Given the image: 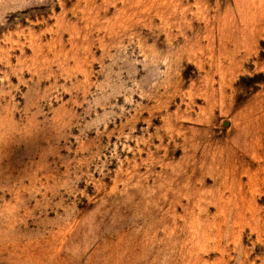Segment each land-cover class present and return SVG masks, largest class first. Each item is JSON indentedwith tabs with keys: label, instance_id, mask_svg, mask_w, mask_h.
Here are the masks:
<instances>
[{
	"label": "rangeland",
	"instance_id": "obj_1",
	"mask_svg": "<svg viewBox=\"0 0 264 264\" xmlns=\"http://www.w3.org/2000/svg\"><path fill=\"white\" fill-rule=\"evenodd\" d=\"M257 134L264 0H0V264H264Z\"/></svg>",
	"mask_w": 264,
	"mask_h": 264
},
{
	"label": "bare ground",
	"instance_id": "obj_2",
	"mask_svg": "<svg viewBox=\"0 0 264 264\" xmlns=\"http://www.w3.org/2000/svg\"><path fill=\"white\" fill-rule=\"evenodd\" d=\"M216 93H218V92H216ZM212 102H213V101H212ZM245 116H246V115H245ZM251 117H252V116H251ZM243 118H244V115H243ZM251 119H253V118H251ZM245 120H247V119H245ZM248 120H249V119H248ZM253 120H254V119H253ZM253 120H252V121H253ZM241 121H242V120H241ZM249 121H251V120H249ZM247 122H248V121H247ZM254 123H255V122H254ZM254 123H253V124H254ZM255 124H256V123H255ZM242 125H245V126H246V124H242ZM256 125H257V124H256ZM258 126H259V125H257V127H258ZM247 127H248V125H247ZM250 127H252V126L250 125ZM255 127H256V126H255ZM241 128H242V127H241ZM244 128H245V127H244ZM245 129H247V128H245ZM245 129H244V130H245ZM248 129L255 130L254 128H253V129H252V128H248ZM261 129H262V128H261ZM242 131H243V130H242ZM245 131H248V130H245ZM245 131H244V132H245ZM248 132H250V130H249ZM248 132H247V133H248ZM256 132H257V131H256ZM236 133H237V132H236ZM238 133H240V134H239L240 137H241V136H245V137H246V136L249 134V133H248V134H245L246 132H245V133L242 132V134H241L240 129H239ZM252 133H253V132H252ZM233 135H235V134H233ZM250 135L252 136L253 134H249V136H250ZM255 135H256V134H255ZM257 135L260 136L261 139L264 137V134H257ZM235 136H236V135H235ZM231 138H232V137H231ZM234 138H236V137H234ZM240 140H242V138H240ZM245 140H247V139H244V141L242 140V141L244 142L243 144H245ZM233 141H234V140H233ZM236 141H237V140H236ZM238 142H239V139H238ZM234 143H235V142H234ZM240 144H241V143H240ZM243 144H242V145H243ZM235 146H236V145H235ZM232 147H233V146H232ZM237 147H238V145H237ZM243 147H244V146H243ZM226 149H227V148H226ZM228 149L231 150L230 148H228ZM228 149H227V150H228ZM242 149H243V148H242ZM242 149H241V150H242ZM247 149L249 150V146H248ZM224 150H225V149H224ZM227 150H225V151H227ZM229 150H228V151H229ZM244 150H245V149H243V152H244ZM228 151H227V152H228ZM238 151H239V150H238ZM238 151H237V152H238ZM219 152H220V151H219ZM248 152H250V150H249ZM248 152H247V153H248ZM233 153H235V152H233ZM233 153H231V154H233ZM244 153H246V152H244ZM228 154H229V153H228ZM235 154H236V153H235ZM229 155H230V154H229ZM215 156H216V155H215ZM218 156H219V155H218ZM225 156H226V155H225ZM233 157H234V156H233ZM213 158H214V157H213ZM230 158H232V157H230ZM234 158H235V157H234ZM234 158H233V160H232V159H230V160H232V162H233V161H234ZM211 159H212V158H211ZM218 160L221 161L222 159L219 157ZM227 160H228V158H227ZM236 160H237V159H236ZM236 160H235V161H236ZM238 160H239V159H238ZM262 160H264V159H262ZM218 162H219V161H218ZM223 162H224V160H223ZM223 162H222V164H224ZM236 162H237V161H236ZM233 163H234V162H233ZM233 163H231V164L233 165ZM226 164H227V163H226ZM229 164H230V163H229ZM231 164H230V165H231ZM261 164H262V163H261ZM234 165H235V164H234ZM227 166H229V165H227ZM236 166H237V164H236ZM259 166H261V167L259 168V170H262V168H264V167H263V166H264V163H263L262 165H259ZM224 167H225V166H224ZM229 167H230V166H229ZM232 167H233V166H232ZM230 168H231V167H230ZM230 168H229V169H230ZM235 168H236V167H235ZM235 168H234V169H235ZM223 169H224V168H223ZM236 169H237V168H236ZM224 170H225V169H224ZM228 171H229V173H230L231 170H228ZM234 171H235V170H234ZM222 172H223V171H222ZM224 172H225V171H224ZM231 172H233V171H231ZM220 173H221V172H220ZM220 173H219V174H220ZM224 174H225V173H224ZM253 175H255V173H253ZM251 177H252V175L250 176V179H251ZM219 178H220V176H219ZM252 180H253V179H251V181H252ZM220 188H221V187H220ZM217 189H218V188H217ZM219 190H220V189H219ZM212 192H213V190H212ZM216 194H217V193H216ZM150 235H151V234H150ZM144 237H145V236H144ZM152 238H153V237H152ZM145 241H146V240H145ZM151 241H152V240H151ZM147 243H148V242H147ZM149 243H150V242H149ZM156 243H157V242H156ZM154 244H155V243H154ZM141 245H142V244H141ZM145 245H146V244H145ZM148 246H149V245H148ZM140 247H143V246H140ZM143 248H144V247H143ZM146 248H147V247H146ZM147 249H148V248H147ZM147 249H146V250H147ZM152 249H153V248H152ZM146 250H145V251H146ZM152 252H153V251H152ZM141 253H142V252H141ZM123 255H124V254H123ZM144 255H145V254H144ZM149 255H150V254H149ZM141 256H143V255H141ZM145 256H146V255H145ZM147 256H148V255H147ZM143 257H144V256H143ZM153 257H154V256H153ZM124 258H125V257H124ZM170 258H171V257H170ZM171 259H172V258H171ZM167 262H168V261H167ZM167 262H166V260H165V263H167ZM133 263H134V262H133Z\"/></svg>",
	"mask_w": 264,
	"mask_h": 264
}]
</instances>
